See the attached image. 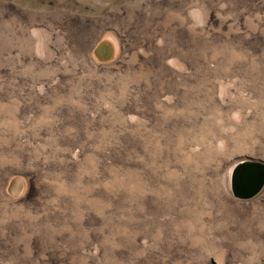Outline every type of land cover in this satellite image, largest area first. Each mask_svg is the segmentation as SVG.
<instances>
[{
	"label": "rangeland",
	"instance_id": "374dc122",
	"mask_svg": "<svg viewBox=\"0 0 264 264\" xmlns=\"http://www.w3.org/2000/svg\"><path fill=\"white\" fill-rule=\"evenodd\" d=\"M264 0H0V264H264Z\"/></svg>",
	"mask_w": 264,
	"mask_h": 264
},
{
	"label": "water",
	"instance_id": "95a60500",
	"mask_svg": "<svg viewBox=\"0 0 264 264\" xmlns=\"http://www.w3.org/2000/svg\"><path fill=\"white\" fill-rule=\"evenodd\" d=\"M264 188V164L242 161L232 173L231 191L235 198L249 200Z\"/></svg>",
	"mask_w": 264,
	"mask_h": 264
}]
</instances>
